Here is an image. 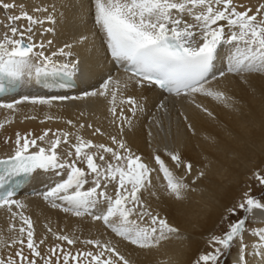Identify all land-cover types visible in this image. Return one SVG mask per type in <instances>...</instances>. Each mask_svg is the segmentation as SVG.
I'll return each instance as SVG.
<instances>
[{
  "label": "snow or ice",
  "instance_id": "1",
  "mask_svg": "<svg viewBox=\"0 0 264 264\" xmlns=\"http://www.w3.org/2000/svg\"><path fill=\"white\" fill-rule=\"evenodd\" d=\"M0 8L9 13L7 23L0 20L5 29L0 32V76L19 77L32 68L38 76H71L78 70L80 61L74 58V48L86 45L89 36L81 35L73 43L65 42L49 52L54 47L53 40L45 37L56 32L59 25L54 4L51 10L35 6L30 13L24 4L0 0ZM17 8L18 13L14 12ZM92 18L93 36L101 41L114 66L127 74L123 80L108 75L99 88L83 97L24 96L9 103L0 102V108L15 112L24 102L52 106L53 101L88 96L109 98L111 123L117 134H108V138L114 147L85 138L80 133L85 124L73 120L66 123L76 129L75 133L48 128L39 136L31 132L15 134L14 153L0 159V209L9 214L8 234L5 236L0 230V264H131L118 244L103 238V234L85 238L55 230L50 222L45 223L43 233L37 234L25 203L15 198L19 184L12 185L10 178L38 169L58 178L39 193L52 209L102 222L115 237L140 249L156 248L163 241L178 238L179 228L149 203L148 197L159 199L154 190V174L157 178L163 175L166 184L161 187L168 196L183 200L189 191L197 190L192 185L205 172L200 171L189 184L175 175L161 155L154 156L158 167H150L135 154L124 131L134 127L137 113L145 109L135 96H125V92L129 88L156 86L189 98L197 109L215 119L212 111L196 102L197 96L235 108L233 98L213 88L212 82L229 74L244 77L264 73V2L253 10L236 0H92ZM221 45L229 46L231 54L226 71L216 70L217 76L214 61ZM4 92L0 83V93ZM125 107L131 115L126 114ZM159 107L165 105L160 103ZM183 119L187 121L188 117ZM12 122H0V130ZM187 126L192 128L190 123ZM93 135L104 136L105 132L96 127ZM8 142H12L10 137L5 140ZM166 156L176 168L183 167L186 174H191L192 163L179 152H167ZM253 179L264 189V172H254ZM256 210L264 212V196L257 197L249 189L225 209L221 217L224 231L209 236L210 250L201 253L194 264H220L234 246L235 264H247L246 235L257 238L255 247L264 258V226L249 223Z\"/></svg>",
  "mask_w": 264,
  "mask_h": 264
},
{
  "label": "bare ground",
  "instance_id": "2",
  "mask_svg": "<svg viewBox=\"0 0 264 264\" xmlns=\"http://www.w3.org/2000/svg\"><path fill=\"white\" fill-rule=\"evenodd\" d=\"M6 2L24 4L30 13L35 6H47L50 10L53 4L56 6V15L59 18L57 31L45 37L53 40L54 47L49 49V52L63 46L65 42L73 43L81 35L89 36L86 45L74 48V58L80 61V66L88 74L87 79L83 78L84 83L88 84L85 89L87 92L99 88L108 75L121 80L127 76L121 69L110 64L101 41L93 36L95 27L92 0ZM236 2L255 10L264 0ZM2 10L0 8V20L7 23L6 17L9 13L5 12L4 15ZM14 12L18 13L19 8ZM4 30L0 25V32ZM230 54L229 46L219 47L214 72L226 71ZM59 60L63 62V58ZM83 75L82 72L80 76ZM216 75L219 73L216 72ZM211 86L225 91L235 103V108H230L211 98L197 96L196 102L212 111L215 119L197 109L189 98L164 95L152 86L143 89L129 88L125 92V96H135L145 109L143 113H137L133 120L134 127H126L124 131V138L133 152L140 155L150 167H158L154 156L161 155L175 175L189 184L200 171L205 172V176L192 185L197 190L189 191L183 200L168 196L165 188L161 187L166 184L163 175L160 174L157 178L154 174V190L159 199L148 197L149 203L161 216L166 217L169 223L179 228L178 238L163 241L156 248L140 249L115 237L104 228L102 222L92 221L90 217H74L52 209L42 197H21V201L26 205V213L35 223L37 234L43 233L45 223L50 222L55 230L63 229L67 233L85 238H96L103 234V238L112 239L113 243L118 244L120 251L131 264H194L195 259L208 247L209 236L214 234L215 228L221 223L225 209L239 200L251 180V173L260 169L264 163V73H250L244 77L229 74L213 81ZM160 103H163L165 108H160ZM109 107V98L88 96L82 99L55 101L52 106L24 102L17 106L18 110L15 112L0 108V122L8 119L13 121L0 130V156L14 152L17 132H31L34 136H39L45 129L51 128L53 131L61 129L75 133L76 129L69 126L67 120L85 124V128L80 130L85 138L92 139L94 143H105L114 147L108 134H117V128L111 123ZM125 112L131 115L127 107ZM33 116L36 118H28ZM47 116L54 119L47 120ZM183 116H187L188 120L185 121ZM189 123L192 125L191 129L187 126ZM89 124L92 128L87 127ZM96 127H100L105 135L94 136L93 130ZM9 137L12 142L5 143ZM63 147L66 146L62 145ZM167 152H179L183 159L190 161L193 165L191 174H186L183 167L176 168L166 156ZM49 178L58 179L52 174ZM8 215L6 210L0 209V230L5 236L8 234ZM252 218L256 221V227L264 226V212L256 210ZM256 239L249 235V247L245 253L247 264H264V258L259 254L260 249L255 247ZM236 256L237 252L232 256L231 264H235Z\"/></svg>",
  "mask_w": 264,
  "mask_h": 264
},
{
  "label": "rangeland",
  "instance_id": "3",
  "mask_svg": "<svg viewBox=\"0 0 264 264\" xmlns=\"http://www.w3.org/2000/svg\"><path fill=\"white\" fill-rule=\"evenodd\" d=\"M2 13L5 15V11L4 10H2ZM149 146L152 147L151 144H149ZM259 168L260 169H258L257 171L264 172V163H263V166H261ZM257 171H255V172H257ZM251 174H252L251 180L248 181L247 186L245 187V191H248L249 189H251V192H252L253 195H255L257 197L264 196V189H262L261 186L254 181L253 173H251ZM245 191H243V193ZM249 223L252 226H255L256 221H254L253 218H251ZM222 231H224V226H223L222 221H221V223L215 228L214 234H220ZM246 237H247L246 238V242L249 243V235H246ZM209 250H210L209 247H206L204 252H207ZM236 252H237V248H236V246H234L229 254H227V255H225L224 257L221 258L220 264H231V258Z\"/></svg>",
  "mask_w": 264,
  "mask_h": 264
}]
</instances>
